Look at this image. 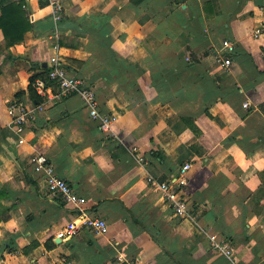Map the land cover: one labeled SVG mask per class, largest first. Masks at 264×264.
I'll list each match as a JSON object with an SVG mask.
<instances>
[{"label": "crops", "instance_id": "crops-1", "mask_svg": "<svg viewBox=\"0 0 264 264\" xmlns=\"http://www.w3.org/2000/svg\"><path fill=\"white\" fill-rule=\"evenodd\" d=\"M62 1L56 22L48 0H26L34 27L13 46L0 29V264H264V0ZM57 42L67 70L115 115L109 133L79 93L31 96L29 77ZM16 101L31 110L23 143L8 112ZM36 152L106 233L49 192ZM185 163L182 218L149 177L175 182ZM71 224L75 234L58 235Z\"/></svg>", "mask_w": 264, "mask_h": 264}, {"label": "built area", "instance_id": "built-area-1", "mask_svg": "<svg viewBox=\"0 0 264 264\" xmlns=\"http://www.w3.org/2000/svg\"><path fill=\"white\" fill-rule=\"evenodd\" d=\"M48 3L53 8L54 20L59 22L65 13L63 1L48 0ZM256 33H260V29H257ZM59 47L58 42L54 44V51L49 59V77L54 82V85H47L44 79L39 78L35 83L37 92L50 99H60L73 93H79L91 115L100 120L102 130L109 133L112 129V124L115 121V115L101 110L97 91L94 86L88 84L83 77L71 74L67 70L65 63L60 58ZM234 47L235 44L232 40L225 39L223 41V48L232 51ZM218 56L224 66L231 64L230 58H220V54H218ZM244 106L248 107L249 102L246 101ZM8 112L12 117L16 132L19 135V143H23V134L25 132L26 124L31 117V110L24 103L16 101L8 106ZM139 159L143 161L144 157L140 156ZM31 162L34 171L45 178L49 192L54 196H59L62 200L73 204L75 208H77L83 224L89 226L98 233H106L108 231V223L104 218L87 215V198L74 190L67 179L56 171L55 166L44 153L36 152L31 157ZM190 166V163H185L182 166L175 182L159 183L156 179L149 177L151 183L158 185L162 189L167 201L173 208L174 214L182 218L191 216L188 199L183 195L181 189V187L187 182L186 173ZM77 231L78 226L71 224L65 230L59 231L58 235H73ZM210 241L213 248L225 253L229 257H233L234 248L228 240L220 239L216 234H210ZM126 264L139 263L137 261H127Z\"/></svg>", "mask_w": 264, "mask_h": 264}, {"label": "trees", "instance_id": "trees-1", "mask_svg": "<svg viewBox=\"0 0 264 264\" xmlns=\"http://www.w3.org/2000/svg\"><path fill=\"white\" fill-rule=\"evenodd\" d=\"M26 4L27 2L25 0H19L7 2L6 4L1 6L0 29L3 30L9 46H13L20 41H23L25 38V33L34 27V23L30 21L27 10L25 9ZM64 18L65 17L63 16V18L59 22L64 21ZM108 40H110V43L112 42V39H107L106 41ZM116 57L117 59H121L118 55ZM39 78L44 79L47 85H54V82L49 77V67L43 68L42 71H36L32 73L29 77L28 89L33 99L37 101L42 99L35 88V83ZM87 83L91 84L90 82ZM4 194V188H1L0 199ZM59 199L61 200V203L63 205L67 204V202H65L61 198ZM45 245L47 249L56 247V243L52 239L48 240Z\"/></svg>", "mask_w": 264, "mask_h": 264}, {"label": "water", "instance_id": "water-1", "mask_svg": "<svg viewBox=\"0 0 264 264\" xmlns=\"http://www.w3.org/2000/svg\"><path fill=\"white\" fill-rule=\"evenodd\" d=\"M45 64H47V63H45ZM58 241V240H57Z\"/></svg>", "mask_w": 264, "mask_h": 264}]
</instances>
